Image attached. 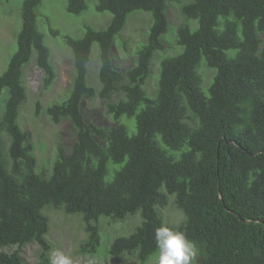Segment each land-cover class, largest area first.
Returning <instances> with one entry per match:
<instances>
[{
	"label": "trees",
	"instance_id": "obj_1",
	"mask_svg": "<svg viewBox=\"0 0 264 264\" xmlns=\"http://www.w3.org/2000/svg\"><path fill=\"white\" fill-rule=\"evenodd\" d=\"M86 1L67 0V16L86 11ZM41 3L22 1L16 49L0 74V264H29L22 250L30 243L40 247L35 264H50L47 208L80 217L79 251L88 255L102 245L101 218L138 214L140 223L105 252L145 264L170 203L182 217L168 225L199 247L194 264H264V0H96L95 11L110 17L83 24L79 37L49 17L39 22ZM144 13V38L131 49L122 30ZM117 36L134 58L125 70L114 65ZM58 38L71 49L74 77L44 110L55 124L69 120L75 137L40 166L20 125L24 68L34 59L48 88L56 78L49 43ZM166 42L174 50L154 62ZM93 44L99 88L88 80ZM95 96L106 100L112 125L86 119L82 99Z\"/></svg>",
	"mask_w": 264,
	"mask_h": 264
},
{
	"label": "rangeland",
	"instance_id": "obj_2",
	"mask_svg": "<svg viewBox=\"0 0 264 264\" xmlns=\"http://www.w3.org/2000/svg\"><path fill=\"white\" fill-rule=\"evenodd\" d=\"M23 0H2L0 1V74L5 70L10 56L16 49L15 34L20 28L19 8ZM88 9L81 14L67 16V0H42L39 11V22L44 21L45 17L51 18L55 27L61 32L67 29L71 35L78 31L80 26L87 22L93 21L96 26H102L109 19L110 14H104L95 11L96 0H87ZM7 7V11H6ZM109 14V15H108ZM169 20L172 24L176 21V9L171 7L169 11ZM147 14H138L129 20L122 30L124 38H128V47L133 48L137 41L144 38L145 28L148 22ZM46 25V24H45ZM41 26V23H40ZM79 35H73L79 37ZM122 37V38H123ZM112 47L114 65L118 69L125 70L133 65L134 58L132 51L124 52L119 45L118 36ZM168 39V38H167ZM50 42V41H49ZM52 51V62L56 68V78L48 88L41 87L43 72L36 66L34 59L24 68V81L27 90V99L23 105L20 116V125L28 131L31 140L35 145V154L40 166H48L54 157L56 145L61 144L69 149L75 137V129L67 119L61 120L58 124L52 122L50 117L45 113V108L53 101L62 100L70 90L72 79L74 77L73 59L71 49L64 44L61 38L49 43ZM97 45L93 44L92 55L89 61L88 80L89 83L100 87L97 77L99 59L97 55ZM94 50V51H93ZM174 50L171 42L165 43V50L155 56L157 61L162 55ZM208 77L210 72L205 70ZM212 81V79H211ZM203 80L202 90L208 95V87ZM117 97L114 95L113 99ZM39 99L42 109L36 114V100ZM106 100L97 96L93 98L82 99V111L88 121L108 126L114 122L105 112ZM44 213L49 218V232L47 240L51 244L50 253L54 249H59L71 254L74 264H143L132 257L113 258L106 251L111 240L119 234L129 233L136 223H140L139 215L130 216L124 221L112 222L108 218H101L99 228L102 235V245L99 246L98 252L93 255L82 254L79 251V243L85 238L83 223L77 215L65 214L62 210L47 208ZM163 221L165 224L174 225L182 217L180 210L170 203L163 209ZM7 251L15 249L14 246L6 247ZM40 247L37 243L27 244L22 255L29 264H35L38 260ZM151 260L145 264H156L158 251Z\"/></svg>",
	"mask_w": 264,
	"mask_h": 264
},
{
	"label": "clouds",
	"instance_id": "obj_3",
	"mask_svg": "<svg viewBox=\"0 0 264 264\" xmlns=\"http://www.w3.org/2000/svg\"><path fill=\"white\" fill-rule=\"evenodd\" d=\"M154 239L158 249L156 264H194L198 260L197 243L178 227L162 223L155 228ZM49 258L50 264H74L71 254L59 249H54Z\"/></svg>",
	"mask_w": 264,
	"mask_h": 264
}]
</instances>
